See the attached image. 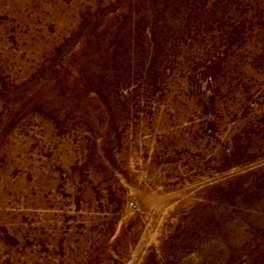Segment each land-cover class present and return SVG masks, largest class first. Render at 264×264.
<instances>
[{
  "label": "rangeland",
  "instance_id": "1",
  "mask_svg": "<svg viewBox=\"0 0 264 264\" xmlns=\"http://www.w3.org/2000/svg\"><path fill=\"white\" fill-rule=\"evenodd\" d=\"M0 264H264V0H0Z\"/></svg>",
  "mask_w": 264,
  "mask_h": 264
}]
</instances>
